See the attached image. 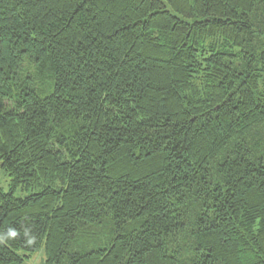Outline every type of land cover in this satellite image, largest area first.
<instances>
[{
	"label": "trees",
	"instance_id": "16d2710c",
	"mask_svg": "<svg viewBox=\"0 0 264 264\" xmlns=\"http://www.w3.org/2000/svg\"><path fill=\"white\" fill-rule=\"evenodd\" d=\"M0 168V264H264V0H0Z\"/></svg>",
	"mask_w": 264,
	"mask_h": 264
},
{
	"label": "rangeland",
	"instance_id": "374dc122",
	"mask_svg": "<svg viewBox=\"0 0 264 264\" xmlns=\"http://www.w3.org/2000/svg\"><path fill=\"white\" fill-rule=\"evenodd\" d=\"M9 177L4 173V171L0 168V188L3 191L9 190ZM13 194L15 197H22L27 194L25 191H21L20 188H16L13 190ZM19 252H22L21 250ZM45 253L43 246L38 248L33 254L22 261L21 264H44Z\"/></svg>",
	"mask_w": 264,
	"mask_h": 264
}]
</instances>
